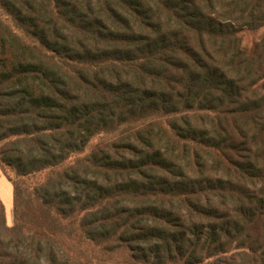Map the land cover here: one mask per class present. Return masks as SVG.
<instances>
[{"label":"trees","instance_id":"obj_1","mask_svg":"<svg viewBox=\"0 0 264 264\" xmlns=\"http://www.w3.org/2000/svg\"><path fill=\"white\" fill-rule=\"evenodd\" d=\"M262 26L264 0H0V264H88L77 234L264 264V38L238 36Z\"/></svg>","mask_w":264,"mask_h":264},{"label":"rangeland","instance_id":"obj_2","mask_svg":"<svg viewBox=\"0 0 264 264\" xmlns=\"http://www.w3.org/2000/svg\"><path fill=\"white\" fill-rule=\"evenodd\" d=\"M238 36L242 39V45L247 49H253L258 41L264 38V26L258 29H244L238 33ZM111 136V134H101L95 136L91 139L88 147L93 146L100 140H106ZM11 173V171L8 170ZM48 171L37 173L35 175H30L16 179L21 186L22 198L27 199L32 191V187L35 183L45 178ZM12 205L6 208L7 224H13V215H12ZM64 224L69 228L71 224L69 221H65ZM81 239V240H80ZM66 243L72 250V256L76 259H80L83 262H88V264H133L132 261L128 258V254L121 249L109 252L104 249L103 245H95L91 242L82 240L80 235L72 236L69 238ZM85 262V263H86Z\"/></svg>","mask_w":264,"mask_h":264},{"label":"crops","instance_id":"obj_3","mask_svg":"<svg viewBox=\"0 0 264 264\" xmlns=\"http://www.w3.org/2000/svg\"><path fill=\"white\" fill-rule=\"evenodd\" d=\"M0 199L2 200L5 209L11 205L13 201V188L9 180L4 176L0 170Z\"/></svg>","mask_w":264,"mask_h":264}]
</instances>
